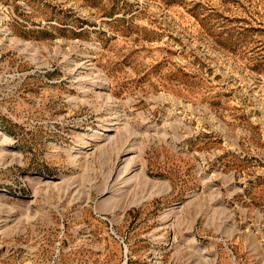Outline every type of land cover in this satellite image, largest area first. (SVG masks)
Listing matches in <instances>:
<instances>
[{
	"label": "rangeland",
	"instance_id": "obj_1",
	"mask_svg": "<svg viewBox=\"0 0 264 264\" xmlns=\"http://www.w3.org/2000/svg\"><path fill=\"white\" fill-rule=\"evenodd\" d=\"M0 132V264H264V0H0Z\"/></svg>",
	"mask_w": 264,
	"mask_h": 264
},
{
	"label": "bare ground",
	"instance_id": "obj_2",
	"mask_svg": "<svg viewBox=\"0 0 264 264\" xmlns=\"http://www.w3.org/2000/svg\"><path fill=\"white\" fill-rule=\"evenodd\" d=\"M1 133V132H0ZM12 209H13V207H11L10 209H9V211H12Z\"/></svg>",
	"mask_w": 264,
	"mask_h": 264
}]
</instances>
